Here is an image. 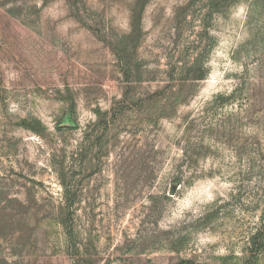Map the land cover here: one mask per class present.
<instances>
[{"label":"rangeland","instance_id":"1","mask_svg":"<svg viewBox=\"0 0 264 264\" xmlns=\"http://www.w3.org/2000/svg\"><path fill=\"white\" fill-rule=\"evenodd\" d=\"M0 264H264V0H0Z\"/></svg>","mask_w":264,"mask_h":264},{"label":"trees","instance_id":"2","mask_svg":"<svg viewBox=\"0 0 264 264\" xmlns=\"http://www.w3.org/2000/svg\"><path fill=\"white\" fill-rule=\"evenodd\" d=\"M259 254V253H258Z\"/></svg>","mask_w":264,"mask_h":264}]
</instances>
